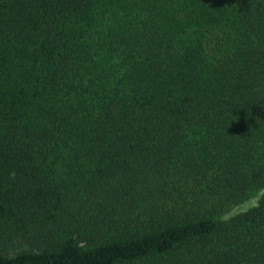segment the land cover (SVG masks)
Instances as JSON below:
<instances>
[{
  "label": "trees",
  "instance_id": "obj_1",
  "mask_svg": "<svg viewBox=\"0 0 264 264\" xmlns=\"http://www.w3.org/2000/svg\"><path fill=\"white\" fill-rule=\"evenodd\" d=\"M0 264H264V0H0Z\"/></svg>",
  "mask_w": 264,
  "mask_h": 264
},
{
  "label": "rangeland",
  "instance_id": "obj_2",
  "mask_svg": "<svg viewBox=\"0 0 264 264\" xmlns=\"http://www.w3.org/2000/svg\"><path fill=\"white\" fill-rule=\"evenodd\" d=\"M262 190H258L257 192H255L254 194H252L250 197H248L247 199L243 200L242 202L232 206L228 212L225 213V216H228L230 214H233L235 212L241 211L246 209L247 207L255 204L257 198L259 197L260 193Z\"/></svg>",
  "mask_w": 264,
  "mask_h": 264
}]
</instances>
